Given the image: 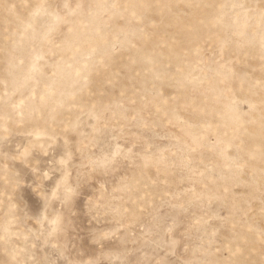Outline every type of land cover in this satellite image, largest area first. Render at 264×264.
Returning a JSON list of instances; mask_svg holds the SVG:
<instances>
[{"label": "rangeland", "instance_id": "obj_1", "mask_svg": "<svg viewBox=\"0 0 264 264\" xmlns=\"http://www.w3.org/2000/svg\"><path fill=\"white\" fill-rule=\"evenodd\" d=\"M0 264H264V0H0Z\"/></svg>", "mask_w": 264, "mask_h": 264}]
</instances>
